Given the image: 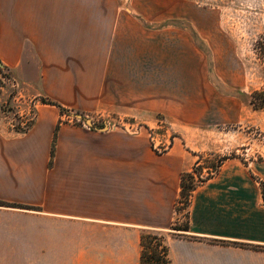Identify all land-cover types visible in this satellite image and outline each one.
<instances>
[{
    "label": "crops",
    "instance_id": "obj_1",
    "mask_svg": "<svg viewBox=\"0 0 264 264\" xmlns=\"http://www.w3.org/2000/svg\"><path fill=\"white\" fill-rule=\"evenodd\" d=\"M128 8L0 0V62L13 84L84 115L129 101L141 118L133 129L102 128L40 103L15 127L0 113V200L15 205L0 204V264H137L148 230L162 231L169 264H264V160L224 159L192 190L187 230L170 232L181 173L220 146L189 123L205 113L183 116L189 124L164 136L163 149L152 146L149 114L173 119L162 97L183 109L197 74L166 64L160 34L151 38Z\"/></svg>",
    "mask_w": 264,
    "mask_h": 264
},
{
    "label": "rangeland",
    "instance_id": "obj_2",
    "mask_svg": "<svg viewBox=\"0 0 264 264\" xmlns=\"http://www.w3.org/2000/svg\"><path fill=\"white\" fill-rule=\"evenodd\" d=\"M125 1L133 5L127 9L129 14L143 22L150 37L159 33L164 40L166 64H190L197 74L192 101L183 104V109L178 98L164 94L163 101L167 111L174 112L170 115L173 119L166 112L150 113L147 120L151 135L161 140L184 123H191L196 132L208 131L220 147L205 154L202 175L222 156L264 160V110H254L248 102L250 91L264 86V0ZM11 77L8 70L0 69V113L15 127H21L19 122L25 127L33 117L34 105L41 102L31 86L22 87L17 80L13 84ZM176 90L180 93L184 89ZM135 106L121 100L85 115L69 107H63L62 113L68 119L75 115L88 121L93 118L102 128L103 122L117 127L120 118L141 124ZM203 113V121L187 123L181 119L200 118ZM185 210L177 211V224L183 223ZM175 230L170 228V232Z\"/></svg>",
    "mask_w": 264,
    "mask_h": 264
},
{
    "label": "trees",
    "instance_id": "obj_3",
    "mask_svg": "<svg viewBox=\"0 0 264 264\" xmlns=\"http://www.w3.org/2000/svg\"><path fill=\"white\" fill-rule=\"evenodd\" d=\"M0 69L7 70L6 67L1 64V62H0ZM39 100L41 103H47V104L59 106L54 100L46 96H40ZM248 102L250 106L252 107V109L264 110V86L251 90L249 93ZM59 109L61 113L64 111V108L61 106H59ZM55 134H56V131L54 132V137H55ZM53 148L54 146L52 144L51 150H50L51 158H50L49 163H51V159L53 155ZM227 157L228 156L219 157L214 163L207 166L205 174L202 175L200 174V172L203 167L202 164H203L204 157L202 154H200L195 164L192 166L191 170L181 173L179 196L174 205V210L176 212L179 209L187 208L189 196L192 190L195 188V186L199 182L205 180L210 175H212L217 170L221 162ZM0 204L6 205V206H15L12 203H8V202L1 201V200H0ZM172 228L176 230H187L188 228L187 210H185V213H184L183 223L181 224L175 223L172 225ZM139 240H140L141 250H140V255H139V261L137 264H169L167 247L163 243L162 234H158L150 230L143 231L140 234Z\"/></svg>",
    "mask_w": 264,
    "mask_h": 264
},
{
    "label": "built area",
    "instance_id": "obj_4",
    "mask_svg": "<svg viewBox=\"0 0 264 264\" xmlns=\"http://www.w3.org/2000/svg\"><path fill=\"white\" fill-rule=\"evenodd\" d=\"M71 121H79V120H84L85 117H81L79 115H75V118L74 116L69 118ZM119 122H120V126L124 129H133L135 126L133 125L134 123L128 119H125V118H120L119 119ZM110 124V123H109ZM151 136V144L152 146L157 149V150H161L163 149L165 146H166V143L164 141H161V140H157L155 139L152 135ZM168 145V143H167ZM201 174V173H200Z\"/></svg>",
    "mask_w": 264,
    "mask_h": 264
}]
</instances>
